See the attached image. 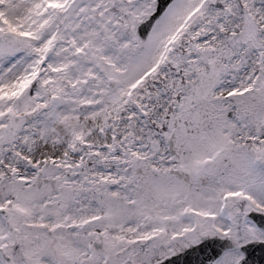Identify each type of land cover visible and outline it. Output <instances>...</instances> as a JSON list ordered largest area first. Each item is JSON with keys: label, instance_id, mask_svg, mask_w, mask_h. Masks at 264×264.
<instances>
[{"label": "snow or ice", "instance_id": "snow-or-ice-1", "mask_svg": "<svg viewBox=\"0 0 264 264\" xmlns=\"http://www.w3.org/2000/svg\"><path fill=\"white\" fill-rule=\"evenodd\" d=\"M0 264H264V0H0Z\"/></svg>", "mask_w": 264, "mask_h": 264}]
</instances>
